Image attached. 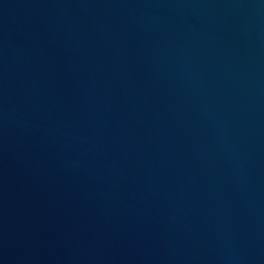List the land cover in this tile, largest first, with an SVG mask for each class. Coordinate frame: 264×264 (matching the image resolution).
Returning <instances> with one entry per match:
<instances>
[{
	"label": "water",
	"instance_id": "obj_1",
	"mask_svg": "<svg viewBox=\"0 0 264 264\" xmlns=\"http://www.w3.org/2000/svg\"><path fill=\"white\" fill-rule=\"evenodd\" d=\"M0 264H264V0H0Z\"/></svg>",
	"mask_w": 264,
	"mask_h": 264
}]
</instances>
